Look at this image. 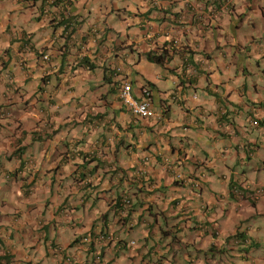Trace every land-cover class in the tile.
<instances>
[{
  "label": "crops",
  "instance_id": "0c3cea01",
  "mask_svg": "<svg viewBox=\"0 0 264 264\" xmlns=\"http://www.w3.org/2000/svg\"><path fill=\"white\" fill-rule=\"evenodd\" d=\"M197 1L0 0V105L12 114L0 117V191L18 200L0 198L5 264H264V0H236L202 28ZM182 13L191 66L173 50L160 87L147 54L166 50ZM119 77L137 97L150 86L153 117L122 105ZM123 189L141 202L129 228L117 222ZM106 227L105 246L73 241Z\"/></svg>",
  "mask_w": 264,
  "mask_h": 264
},
{
  "label": "built area",
  "instance_id": "2783aa9c",
  "mask_svg": "<svg viewBox=\"0 0 264 264\" xmlns=\"http://www.w3.org/2000/svg\"><path fill=\"white\" fill-rule=\"evenodd\" d=\"M51 4H68L69 0H48ZM207 1V2H205ZM198 0L197 3H190L188 6L190 8V14L197 19V24L202 28V25H209L211 21L215 20L219 14L228 12L231 7L234 4V1L236 0ZM187 11V10H186ZM185 13H182L178 21L181 24V26L178 27V29L175 30L174 34L170 35V39L168 41V44L166 45V50L169 53H171L174 49L181 48L184 49V57H183V62L187 65V67H190V64H187V55H188V50H192L196 48V46L193 43H189L185 39H183V34H186L188 27L190 24L185 25V20L186 16L184 15ZM60 22H62V19H59L56 21V23L59 25ZM64 27V25H62ZM177 32V33H176ZM197 33V32H196ZM195 34L191 35L192 39L196 40L198 39V36ZM189 33L186 34V36ZM169 35V34H167ZM196 35V36H195ZM195 37V38H194ZM192 40V41H193ZM192 44V45H191ZM44 60L48 59V55H44L42 57ZM119 71V68L116 69V71L113 73V77H116V73ZM120 89H119V99L122 103V105L130 110L134 115H136L139 118H150L153 117L155 114V111L152 107V91L149 86H144L141 88L140 91V96H134L132 93V86L130 81L128 80H123L120 84ZM0 117L3 118H12L11 111L0 105ZM11 123V122H10ZM256 123V122H254ZM12 124V123H11ZM14 125V124H12ZM144 161H148V157L144 156L143 157ZM141 173L145 172V168H140ZM9 174L6 173L5 177L9 178ZM177 179H181V174H176ZM13 219H16L14 217ZM35 230L40 228L43 225V222L41 220H37L35 224ZM40 233V232H38ZM112 239V236L110 233L103 234L102 231H98L95 233V235H87L82 238V243L86 245L88 248L91 245V242H95L97 246H103L105 245L109 240ZM49 243V246L52 250V255L53 257L59 256V258L63 257L62 254V248L58 245L53 244L54 241L53 239H48L47 240ZM132 245L134 244V241L130 242ZM11 249H7V253L10 252ZM96 260L102 263L100 256L96 257ZM5 261H1L0 264H5Z\"/></svg>",
  "mask_w": 264,
  "mask_h": 264
},
{
  "label": "trees",
  "instance_id": "16d2710c",
  "mask_svg": "<svg viewBox=\"0 0 264 264\" xmlns=\"http://www.w3.org/2000/svg\"><path fill=\"white\" fill-rule=\"evenodd\" d=\"M152 1V0H151ZM65 20H62V22L64 23ZM62 22H60V24H62ZM181 49V48H180ZM178 49H174L173 53L174 52H177ZM184 51V49H181ZM179 51V50H178ZM147 59L151 62H154V63H157V64H160V65H163L165 64V62L169 61L170 57L168 55V51L167 50H162L160 53L158 54H151V53H148L147 54ZM120 74V73H119ZM122 78V77H121ZM119 77V82L123 81V80H126L125 78H122L121 79ZM131 83V81H130ZM132 86V84H131ZM150 87V86H149ZM221 117H224L223 115H221ZM256 122V123H254ZM251 123L254 125V126H258L259 125V122L256 120V119H252L251 120ZM142 168V167H140ZM140 168H137L134 172V174L131 176L130 174V177L132 178V182L134 183H137L138 185H141L144 178H145V173H146V170L145 172L141 173V169ZM144 168V167H143ZM124 172H119V180L125 178L124 177ZM121 181H119L120 183ZM121 184H119V187H120ZM231 190L234 191L235 194H239L240 191L237 187H233L231 188ZM141 204V202H139V199H137L135 196H133V192L130 191H125V189L119 191V199L117 200L116 202V208H119V218H117V222H119V224L123 225L124 227L126 226V228H129V226L131 227L133 225V223H137V220L135 218H133V210L135 208H137L139 205ZM133 221H136V222H133ZM102 233L103 234H107L109 233V229L106 227V229H102ZM92 235H95L92 234ZM235 241L237 243H240L241 241H243L245 239V237L243 235H234L233 236ZM82 238L83 236H79V237H75L73 239L74 242H77V241H82ZM10 256L8 254H5V260L6 258Z\"/></svg>",
  "mask_w": 264,
  "mask_h": 264
},
{
  "label": "rangeland",
  "instance_id": "374dc122",
  "mask_svg": "<svg viewBox=\"0 0 264 264\" xmlns=\"http://www.w3.org/2000/svg\"><path fill=\"white\" fill-rule=\"evenodd\" d=\"M106 1V4L109 6V7H111L113 4H114V2L117 4V6H121V5H123V6H125V7H128V5L126 4V2H127V0H105ZM92 9L93 10H97L98 11V7L96 6V5H94L93 7H92ZM110 9V8H109ZM94 13V12H93ZM107 18L109 19V20H111V21H117L118 23H119V28H120V22H119V17H117L116 16V14H115V10L114 11H110L109 12V14L107 15ZM264 43V42H263ZM263 43H262V45H263ZM236 50L235 49H233L232 50V52H229V53H227L228 55H233L235 58H237V52H235ZM216 53L218 54V52L216 51ZM231 55L230 56H228V61H227V63H230V61H231ZM261 64H262V66L264 67V59L262 58L261 60ZM146 65H147V67L149 68V70H150V73L148 74V76L147 77H149V78H151L152 80H153V82H155V83H157L160 87H166V86H168V85H170V83L168 82V80H166V79H164V78H161V79H159V78H156V74L157 73H161V71H162V66L160 65V64H157V63H151V62H146L145 63ZM230 66H234L233 64H230ZM153 71V72H152ZM249 71L251 72V75H252V78H253V80H258V71H257V69L254 67V65H250L249 66ZM247 100H245V102H246ZM252 126H253V124H251ZM255 187H257V186H255ZM256 189H254L253 190V192L255 191ZM0 198H3L4 200H6L7 202H9L10 203V199H11V205L12 206H16V205H18V200H17V198H16V196L15 195H13V194H10V196L9 195H6V194H4V193H2V191H0ZM263 221V229H264V219L262 220ZM170 222V225H172L171 223H173V221H169ZM264 234V233H263ZM263 238H264V235L262 236ZM257 245H259L260 244V242L259 241H256L255 242ZM259 251H254L253 252V255H252V253L250 252V254L252 255V256H255V255H259ZM261 254H262V252H261Z\"/></svg>",
  "mask_w": 264,
  "mask_h": 264
},
{
  "label": "clouds",
  "instance_id": "9594fccd",
  "mask_svg": "<svg viewBox=\"0 0 264 264\" xmlns=\"http://www.w3.org/2000/svg\"><path fill=\"white\" fill-rule=\"evenodd\" d=\"M144 87V86H143ZM151 89V88H150ZM152 91V90H151ZM180 174V173H179ZM178 180H181V181H183L184 180V177H182L181 176V179H178ZM196 186H199L198 185V180L196 181H194V183H193V188L194 189H198ZM257 192V191H256ZM257 193H261V192H257ZM239 196H241V194L239 193L238 194ZM112 241H114V239L112 238L111 240H109L105 245H107V244H109L110 242H112ZM94 242V241H93ZM93 242H91V244H93ZM131 244V243H130ZM105 245H103V246H105ZM132 245V244H131ZM97 256H100V258H101V261L103 262L104 261V258H103V256L101 255V252H99V251H97V252H95V254L93 255V260L94 261H96L97 263H100L99 261H97L96 260V257ZM5 258V256H4V254L2 255V257H0V263H1V261H5L6 262V260L4 259Z\"/></svg>",
  "mask_w": 264,
  "mask_h": 264
}]
</instances>
